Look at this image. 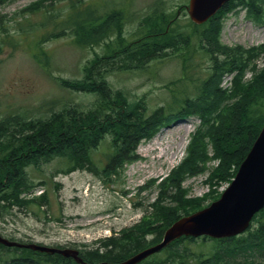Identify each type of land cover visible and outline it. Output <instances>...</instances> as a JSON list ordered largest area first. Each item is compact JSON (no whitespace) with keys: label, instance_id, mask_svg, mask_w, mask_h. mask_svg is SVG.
I'll return each instance as SVG.
<instances>
[{"label":"trees","instance_id":"16d2710c","mask_svg":"<svg viewBox=\"0 0 264 264\" xmlns=\"http://www.w3.org/2000/svg\"><path fill=\"white\" fill-rule=\"evenodd\" d=\"M163 6L161 0L153 3L141 20L143 34L130 41L123 32L131 21L126 10L112 9L99 15L89 3L82 9L72 10L58 23V31L47 32L38 43L69 30L75 45L104 44L111 49L106 56L88 62L82 68L80 79L58 78L62 89L94 94L93 107L83 110L75 105H63L57 110L50 108L45 118L0 117V211L46 202L44 195L24 197L34 187L26 171L30 166L38 167L59 159L66 166L64 174L79 169L96 172L91 153L109 136L111 152L106 155L102 170L105 175L112 174L137 158L135 150L142 139L177 120L198 118L186 156L158 183L157 198L148 205L153 208L151 217L119 236L107 238L102 249L87 251L82 255L87 263H119L159 243L165 230L190 214L199 201L185 197L187 193L181 187L184 175L208 170L210 185L231 180L264 125V66L259 69L251 66L253 60L264 59V44L243 47L219 41L222 18L234 9H243L248 20L264 25V0H230L201 25L190 21L181 24ZM111 40H114L113 48ZM198 54L205 58L204 70L196 69ZM34 57L44 63L49 60L43 50ZM164 57L181 60V75L169 83L166 103L149 115L145 114L141 100L129 103L120 92L112 91L106 81L105 72L110 65L113 67L115 59L121 68L141 71L146 63ZM249 70L252 75L247 80ZM225 75H232L229 89L220 86ZM214 161L215 164L207 166ZM147 236L151 237L147 239ZM195 240L182 236L138 264H264V209L253 216L247 231L237 237H202V242L210 240L214 247L217 245L208 255L191 251L190 244ZM0 250L9 251L3 245ZM22 251L8 264H76L59 254ZM254 257L261 260L256 261ZM160 258L163 260L159 261Z\"/></svg>","mask_w":264,"mask_h":264},{"label":"rangeland","instance_id":"374dc122","mask_svg":"<svg viewBox=\"0 0 264 264\" xmlns=\"http://www.w3.org/2000/svg\"><path fill=\"white\" fill-rule=\"evenodd\" d=\"M155 1L4 0L0 3V117L45 118L50 108L57 110L63 105H75L83 110L93 107L96 102L94 94L62 89L58 78L80 79L82 68L88 62L106 56L111 49L104 44L75 45L69 30L59 37H48L42 44L38 43L40 38L47 32L58 31V23L72 10L82 9L89 3L99 15L112 9L126 10L131 21L124 27V36L128 41L134 40L143 34L141 20ZM161 1L164 2L163 10L175 15L181 24L190 21L186 10L188 0ZM113 41H109L112 48L115 47ZM219 41L228 46L238 44L244 47L264 43V25L252 23L245 18L242 9H234L222 18ZM41 50L48 55V63L34 57ZM196 59L197 71L204 70L205 58L198 54ZM255 61H259L258 69L264 66L262 57L253 60L251 66ZM181 65L179 59L164 57L146 63L141 71H137L121 68L115 59L113 67L107 68L105 78L111 90L120 92L129 103L141 100L145 114L149 115L153 109L166 103L167 87L180 77ZM249 72L246 78H251ZM227 77L224 76L223 86L228 82ZM198 122L197 117L191 116L162 126L152 136L140 141L134 161L112 174L105 175L102 170L106 155L111 152L109 136L91 153L96 172L79 169L64 174L66 166L59 159L38 167L30 166L26 171L34 187L24 197L44 195L46 202L1 210L0 236L23 244L71 248L80 255L98 247L102 249L107 238L119 236L151 217L153 208L148 205L157 198L158 183L186 156L190 135ZM209 152L211 154L210 149ZM215 163L210 162L207 166ZM208 176V170L184 175L181 187L187 193L185 197L199 199L190 213L219 199L230 182L229 179L210 185ZM213 247L210 240L202 242L201 238L190 244L191 251L204 255L211 253L217 245ZM6 248L8 252L0 250V264L3 261L8 264L23 252L16 247ZM239 258L242 259L243 255ZM254 260L261 258L254 257Z\"/></svg>","mask_w":264,"mask_h":264},{"label":"water","instance_id":"95a60500","mask_svg":"<svg viewBox=\"0 0 264 264\" xmlns=\"http://www.w3.org/2000/svg\"><path fill=\"white\" fill-rule=\"evenodd\" d=\"M229 0H189L187 14L195 24H202ZM264 207V126L239 165L234 179L220 198L206 208L174 221L156 245L145 248L127 260L116 264H137L159 252L178 237L208 236L214 239L239 235ZM4 246H21L0 238ZM28 249L46 254L72 257L77 264H87L77 256V251L65 248L27 245ZM110 264V263H100Z\"/></svg>","mask_w":264,"mask_h":264},{"label":"bare ground","instance_id":"6f19581e","mask_svg":"<svg viewBox=\"0 0 264 264\" xmlns=\"http://www.w3.org/2000/svg\"><path fill=\"white\" fill-rule=\"evenodd\" d=\"M186 131H187V128L185 129ZM156 138H157V136H156ZM131 149V148H130ZM115 167H116V165H115ZM155 202V201H154ZM151 207V206H150ZM171 226V225H170ZM169 226V227H170ZM168 227V228H169ZM167 228V229H168ZM166 229V230H167ZM165 230V231H166ZM118 236V235H117ZM182 236H184V235H182ZM182 236H180V237H182ZM180 237H178V238H180ZM185 237V236H184ZM186 237H188V236H186ZM191 237V236H190ZM0 238L1 239H4V240H7L8 242H11V243H15V244H17V245H21V246H11V247H17V248H20V249H28L26 246L27 245H36V246H40V245H37L36 243L35 244H30V242L28 243V244H23V243H18V242H16V241H10V240H8V238L6 239V238H3V237H1L0 236ZM177 238V239H178ZM176 240V239H175ZM18 241V240H17ZM153 241V240H152ZM154 241H155V239H154ZM150 243V242H149ZM0 245H3L2 243H0ZM4 246V245H3ZM43 246V245H42ZM5 247H10V246H5ZM72 250H74V249H72ZM21 251V250H20ZM75 251H77V250H75ZM140 251V250H139ZM87 253V252H86ZM139 253V252H138ZM77 256L79 257V258H81L82 259V261L83 262H85V263H87L84 259H83V257H82V255H80V253H79V251H77ZM63 257V256H62ZM132 257V256H131ZM64 258H71V259H73L72 257H64ZM127 260V259H126ZM73 261L75 262V260L73 259ZM125 261V260H124ZM123 262V261H122ZM76 263V262H75ZM101 263H107V262H101ZM119 263H121V262H119ZM77 264V263H76ZM87 264H91V263H87ZM97 264H100V263H97ZM110 264H116V263H110Z\"/></svg>","mask_w":264,"mask_h":264}]
</instances>
